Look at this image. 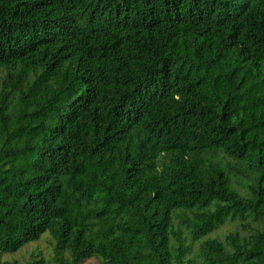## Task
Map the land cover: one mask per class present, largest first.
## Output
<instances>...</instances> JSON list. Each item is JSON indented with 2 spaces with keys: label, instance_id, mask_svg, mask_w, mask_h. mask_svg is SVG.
<instances>
[{
  "label": "trees",
  "instance_id": "obj_1",
  "mask_svg": "<svg viewBox=\"0 0 264 264\" xmlns=\"http://www.w3.org/2000/svg\"><path fill=\"white\" fill-rule=\"evenodd\" d=\"M47 233L264 264V0H0V264Z\"/></svg>",
  "mask_w": 264,
  "mask_h": 264
},
{
  "label": "rangeland",
  "instance_id": "obj_2",
  "mask_svg": "<svg viewBox=\"0 0 264 264\" xmlns=\"http://www.w3.org/2000/svg\"><path fill=\"white\" fill-rule=\"evenodd\" d=\"M224 227L222 230H227ZM44 258L45 264H58L55 258V240L49 233L45 234L40 240L29 243L21 250L13 254H5L3 260L17 261L18 264H28L34 257ZM83 264H99L96 258H91Z\"/></svg>",
  "mask_w": 264,
  "mask_h": 264
}]
</instances>
